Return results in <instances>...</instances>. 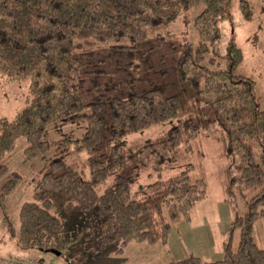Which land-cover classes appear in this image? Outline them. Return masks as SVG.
<instances>
[{
	"label": "trees",
	"instance_id": "16d2710c",
	"mask_svg": "<svg viewBox=\"0 0 264 264\" xmlns=\"http://www.w3.org/2000/svg\"><path fill=\"white\" fill-rule=\"evenodd\" d=\"M201 4L195 41L161 34ZM240 7L252 19L250 3L240 0ZM231 19L229 0H0V74L30 82L25 106L0 118V177L8 170L3 158L19 138L26 139L29 158L58 145L86 151L88 177L65 156L44 167L43 186L67 196L66 211L98 205L101 248L117 241L120 250L131 242L167 244L173 223L189 220L208 191L204 179H190L192 164L166 180L162 173L176 166L184 143L190 150L201 132L219 131L230 158L227 201L235 205L240 195L248 206L233 222L240 228L238 247L230 239L213 261L190 254L166 264H264L253 237L255 221L264 217V109L255 80L239 69L242 48L234 38L223 43L220 23ZM177 119L156 138L134 146L126 141L130 133ZM73 122L84 128L80 138L48 139L52 129L62 131L59 123ZM255 144L262 146L259 155ZM143 169L156 179L141 183ZM21 176L11 172L0 183L4 213ZM51 208L48 198L22 204L21 246L59 229ZM3 223L14 235L7 216Z\"/></svg>",
	"mask_w": 264,
	"mask_h": 264
},
{
	"label": "rangeland",
	"instance_id": "374dc122",
	"mask_svg": "<svg viewBox=\"0 0 264 264\" xmlns=\"http://www.w3.org/2000/svg\"><path fill=\"white\" fill-rule=\"evenodd\" d=\"M253 11L252 19L244 17L240 7V0H229L232 19L222 21L220 26L223 32V43L235 39L242 48L245 59L239 69L244 70L255 80L256 92L260 96L261 106L264 109V0H247ZM198 5L182 13L177 24L161 29L162 35L173 34L174 38L187 42L195 41L192 28L195 16L202 10ZM175 25V26H174ZM174 26V27H172ZM195 30V29H193ZM169 32V33H168ZM116 42H109L108 45ZM240 71V70H239ZM29 79H11L0 74V118L14 117L24 106L30 94ZM179 119L170 120L151 126L143 131L130 133L126 137L129 146L143 143L164 133ZM48 133L51 141L65 138H80L84 128L73 122L59 123ZM71 133V134H69ZM182 146L181 154L173 169H166L162 179L178 174L186 164H192L190 179H204L208 195L199 202L190 212V219H179L173 223V228L167 244L131 242L123 250L121 241L110 244L105 249L99 246L100 230L104 215L96 205L88 212L79 210L66 211L65 203L68 198L61 192L45 188L42 182L44 167L55 158H63L69 164L74 163L77 169L89 176V166L86 164L87 153L65 150L63 147H52L44 156L27 157L25 148L27 141L19 138L14 150L9 152L3 162L8 167L7 172L0 177V183L9 178L11 172L22 174L20 182L7 196V212L0 208V264L4 259H23L29 256L42 258L53 264H166L185 258L190 254L199 256L203 261H213L223 256L224 244L231 239L233 249H237L240 240V228H233L234 220L248 211V206L242 196L237 197L236 204L228 202V167L230 158L227 154L224 138L221 132L212 134L201 132L198 137L190 140L191 149L187 143ZM262 146L255 144L257 155ZM149 169H143L141 183H148L156 179L147 176ZM101 184L97 189L102 192L110 185ZM137 186V184H135ZM52 201L51 211L59 216L61 225L52 234L37 239L32 246L23 247L17 239L19 226V211L24 202H41L44 199ZM83 214H81V213ZM103 215V216H102ZM7 216L15 229V234L7 230L3 217ZM253 237L259 248L264 250V217L257 219L253 225Z\"/></svg>",
	"mask_w": 264,
	"mask_h": 264
},
{
	"label": "built area",
	"instance_id": "2783aa9c",
	"mask_svg": "<svg viewBox=\"0 0 264 264\" xmlns=\"http://www.w3.org/2000/svg\"><path fill=\"white\" fill-rule=\"evenodd\" d=\"M4 264H53L51 262H45L36 256H31L27 259L18 260V259H6Z\"/></svg>",
	"mask_w": 264,
	"mask_h": 264
}]
</instances>
